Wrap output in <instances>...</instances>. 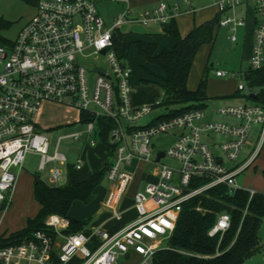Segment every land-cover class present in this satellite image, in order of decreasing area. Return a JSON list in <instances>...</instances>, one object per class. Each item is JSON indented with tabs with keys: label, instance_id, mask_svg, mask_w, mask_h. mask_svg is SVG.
<instances>
[{
	"label": "built area",
	"instance_id": "2783aa9c",
	"mask_svg": "<svg viewBox=\"0 0 264 264\" xmlns=\"http://www.w3.org/2000/svg\"><path fill=\"white\" fill-rule=\"evenodd\" d=\"M102 1L125 4L110 24L98 11ZM216 8L221 15L218 25L231 31V41L236 40L239 27L253 22L249 68L264 67V0H217ZM238 8H244V13L238 15ZM178 11V2L163 0L138 11L128 0H36L33 14L14 38L0 44V204L9 205L27 153L39 155L37 170L47 168V181L53 186L62 185L70 170L83 166L81 155L69 163L58 150L63 137L78 139L83 134L86 145L101 143L112 151L105 173L110 187L103 200L110 219L122 220L119 207L138 164L153 166V177L132 195L136 215L122 226L65 232L69 219L50 214L44 220L46 230L1 246L0 264H120L122 257L132 256L138 258L137 264H154L155 253L165 247L163 239L171 235L183 204L192 197L220 184L229 194L243 189L249 198L256 193L264 196V184L256 190L236 180L253 165L264 142V105L249 96L256 94L252 86L239 81L236 88L238 92L246 89L252 102L220 103L214 108L213 115L227 120L207 116L201 107L171 115L161 102L135 104L132 100V68L115 51L113 32L124 24L165 25ZM100 56L106 65L96 62ZM244 73L215 71L219 77L231 78H244ZM43 101L88 115L84 129L58 137L52 152L51 141L36 120ZM157 109L162 111L139 123ZM100 118L112 122L106 143ZM252 126H257L256 144L237 161ZM160 135L163 140L170 137L164 149L154 140ZM159 151L163 156L156 160ZM224 157L234 163L226 165ZM230 220L229 213H218L208 235L222 236Z\"/></svg>",
	"mask_w": 264,
	"mask_h": 264
},
{
	"label": "trees",
	"instance_id": "16d2710c",
	"mask_svg": "<svg viewBox=\"0 0 264 264\" xmlns=\"http://www.w3.org/2000/svg\"><path fill=\"white\" fill-rule=\"evenodd\" d=\"M35 7L36 0H22ZM219 15L194 25L184 36H181L174 19L170 20L166 33L174 38L171 48L158 50L157 45L148 41L138 40L135 47L138 55L147 63L158 66L163 76L158 84L162 89L164 100L170 114L183 112L191 108H205L206 78L208 65L195 89L187 87L191 65L200 46L212 43L218 28ZM8 22L0 20V30L8 27ZM125 34L116 29L113 32L114 49L119 57L127 59L130 43L124 40ZM10 39L0 35V44H8ZM244 78L250 86L257 88L256 100L264 105V67L245 70ZM147 81V80H145ZM238 91L230 96L238 95ZM229 97V96H228ZM82 122L88 118L81 112ZM98 123L105 124L102 141L107 140V133L112 122L100 118ZM109 155L112 151L108 149ZM109 160L103 167L82 180H75L71 170L66 182L53 186L38 174L34 175L33 196L39 204V209L33 217L26 219L25 226L4 237L0 234V247L17 244L27 239L36 230H46L45 218L50 214H58L70 221L65 232L82 230L87 221L69 217V211L74 201L89 203L93 199L94 189L105 177ZM198 180V179H196ZM194 182L192 185H196ZM6 202L0 204V212L6 208ZM196 207H200L197 210ZM230 215V227L222 236H209L208 231L220 212ZM264 215V196L260 193L249 198V193L237 189L229 194L223 184L213 186L200 195L186 201L179 213L175 228L167 238L166 246L159 249L152 262L154 264H244L246 259L261 249L259 230ZM218 252V253H217Z\"/></svg>",
	"mask_w": 264,
	"mask_h": 264
},
{
	"label": "rangeland",
	"instance_id": "374dc122",
	"mask_svg": "<svg viewBox=\"0 0 264 264\" xmlns=\"http://www.w3.org/2000/svg\"><path fill=\"white\" fill-rule=\"evenodd\" d=\"M167 1H176L180 4V6L184 7L185 0ZM186 1L196 9V19L199 17L202 18L210 16L214 12L213 3L215 0ZM97 8L106 24H110L112 19L124 10L125 6L111 1H102L97 4ZM33 12L34 8L22 0H0V20L10 24L8 27H4L0 30V35L8 39H13L17 31L33 14ZM236 12L240 13L241 8L236 9ZM120 30L126 33L124 40H127V42L130 43L127 60L132 68L131 82L133 102L139 104L155 102L162 103L164 95L160 85L158 84L160 81V76H158V74L162 75V71L159 67L152 66L150 63H145L140 59L135 49V42L138 40H146H134L133 34L129 32V30H135L138 33H141L142 28H140V26L124 24L120 27ZM230 33L231 32L228 29L219 27L215 32L213 42L203 44L199 47L191 65L187 85L188 87L195 86V88L201 74L203 73L204 66L206 64L209 66L205 73L206 93L210 96L204 101L206 105L204 109L207 116L213 115L214 108L220 103L252 102V100L248 97V91L246 89L240 91L236 96L228 97L224 95L235 92L239 81L243 84H247L245 78L240 77L242 75L237 76L236 78H231L230 76L219 77L215 74L216 70L243 72L249 68L248 60L251 37L247 36L245 38L243 36L244 29L239 28L236 31L237 40L231 41L229 38ZM141 61L143 62L142 65ZM96 62L106 65L105 58L101 56L96 60ZM155 75L156 78L154 77ZM254 90L257 91L258 89L254 88ZM161 111V109L155 110L148 118L141 120L139 123H146L150 117ZM39 112L40 113L36 116V120L39 125L42 128L52 127L50 131L46 132L51 141L50 152H52L58 137L84 129L83 123L79 121L78 113L80 111L74 108L51 103H43ZM213 117L227 120L225 117H220L216 114L213 115ZM70 122L72 124H70ZM256 133L257 126H252L250 128L245 147L242 149L240 157L237 161L245 155L248 147H253L256 144ZM163 137V135H160L154 138L155 141H159L157 147L161 149H164L170 143V137H165L167 140H163ZM81 143V138L73 139L63 137L59 143L58 150L66 154L68 162H71L76 158V156H78L77 154L80 152ZM96 147L97 146H94L88 150L90 151L88 152L90 154L92 151H96L94 154L95 158L90 160V155L88 156L90 161H86L85 164L83 162L84 167L74 173L76 179L82 180L86 178L89 174L101 166L100 158L102 159L103 156L105 159L108 158L106 149H104V152V150L102 151L99 148L95 149ZM216 152L219 155H222L217 148ZM262 154L263 152H260L259 157L255 161L254 165L257 166L256 172H254L252 165L244 173L237 176V182L243 187L253 188L256 190L262 189L264 184V175L262 174L264 166L261 161ZM39 159V155L35 153H27L25 155L21 166L22 170L18 181V187L13 193L11 204L7 205L4 211L2 210L0 212V232L6 230L2 233L4 237L8 236L11 232H14L13 230L23 227L26 219L34 216L39 209V205L33 196L31 178L29 176L38 174L43 179H46L45 172L47 171V168L45 172H39L37 170ZM108 160L110 161V159ZM163 161L172 162L169 158H165ZM224 163L226 165H230L234 162H231L224 157ZM152 168L153 166L151 164L144 163L138 164L135 168L133 172L134 179L129 184L119 207V210L123 211L122 218L124 221L130 220L136 215L134 209L132 208V195L136 190L137 185H141L148 177H153L150 171ZM109 187L110 183L102 180L101 183L94 189L93 199L89 203L85 204L80 201H74L72 203L69 211L70 216L80 221H87V224L82 230L89 229L92 226L89 225V223H93L96 220H104L111 215V212H108L107 208L104 206L102 207V200H104V195ZM4 194L5 196H8L6 192H4ZM259 236L261 239L260 245H264V219L260 227ZM166 241L167 238H164L162 242L163 246H166ZM123 264H135V261L134 259H130ZM244 264H264V246L258 252L247 258Z\"/></svg>",
	"mask_w": 264,
	"mask_h": 264
},
{
	"label": "crops",
	"instance_id": "0c3cea01",
	"mask_svg": "<svg viewBox=\"0 0 264 264\" xmlns=\"http://www.w3.org/2000/svg\"><path fill=\"white\" fill-rule=\"evenodd\" d=\"M129 1V4H130V6L132 7V9L134 10V11H138V10H141V9H143V8H146V7H150V6H153V5H155V4H157L159 1H161V0H128ZM163 1H166L167 3H169V4H171L172 2H174V1H167V0H163ZM216 1L217 0H215L214 1V3H213V6H214V12L210 15V16H207V17H202V18H198V19H196V16H195V12H196V9L191 5V4H189L186 0L184 1V7H182V6H180V4H179V11L177 12V14L174 16V21L176 22V24H177V28H178V30H179V33L181 34V36H184V35H186L190 30H191V28L194 26V25H197V24H200V23H202V22H204V21H206V20H209V19H211L212 17H214L216 14H218L219 15V18L221 17V15L217 12V8H216ZM176 2V1H175ZM117 4H120V5H124L125 6V4L124 3H119V2H117ZM188 8H190L191 10H189L188 11ZM239 9V8H238ZM237 13V12H236ZM244 13V8H241V12L240 13H237L238 15H241V14H243ZM170 23V22H169ZM169 23H167V24H165V25H157V26H150V27H145V26H142V25H140V24H132L133 26H140V28H142V32L141 33H138L137 31H135V30H129V32L130 33H132L133 34V39L134 40H136V39H143V40H146V41H148V42H152V43H155L156 45H157V48H158V50H161L162 48H171L172 47V45L174 44V38L171 36V35H169V34H167L166 33V29H168V27H169ZM131 25V26H132ZM219 27H222V26H219L218 25V28ZM217 28V29H218ZM224 28H226V27H224ZM239 28H243L244 29V37L246 38L247 36H249V37H251L250 39H251V42H250V50H249V56H250V52H251V46H252V42H253V34H254V24H253V22L252 21H248V23H247V25H246V27H239ZM238 28V29H239ZM120 29V28H119ZM226 29H228V28H226ZM237 29V30H238ZM229 30V29H228ZM236 30V31H237ZM230 31V30H229ZM136 32V33H135ZM231 32V31H230ZM124 33V32H123ZM125 35H126V33H124ZM231 34V33H230ZM235 34H236V32H235ZM230 36V35H229ZM236 40H237V36H236ZM235 40V41H236ZM127 41V40H126ZM130 48V47H129ZM135 49H136V47H135ZM136 52H137V50H136ZM137 55H138V53H137ZM139 56V55H138ZM140 57V56H139ZM140 59L143 61V62H145V63H147L145 60H143L141 57H140ZM141 61V65L143 64V62ZM151 64V63H150ZM141 65H140V67H141ZM152 66H156V65H154V64H151ZM207 65V64H206ZM158 67V66H157ZM205 67V66H204ZM142 69V68H141ZM162 71V70H161ZM244 72V71H243ZM161 74L162 75H159L158 74V76H163V72H161ZM202 75V74H201ZM155 78H156V75L154 76ZM200 79V78H199ZM199 81V80H198ZM187 87H188V85H187ZM189 89H195V86L194 87H188ZM237 88V87H236ZM234 93V92H233ZM233 93H231V94H233ZM231 94H224L225 96H229V97H231L230 95ZM206 95H207V93H206ZM207 97L209 98L210 96H208L207 95ZM43 103H51V104H55L56 105V103H53V102H50V101H43L42 103H41V105H40V108H41V106H42V104ZM135 104H139V103H135ZM58 105V104H57ZM40 108H39V111H40ZM71 108V107H70ZM77 110V109H76ZM38 111V113H40ZM37 113V114H38ZM78 115H79V121L80 122H82V118H81V112H79L78 113ZM38 123V122H37ZM83 123V122H82ZM69 124V123H68ZM70 124H72L71 122H70ZM38 126H39V128L44 132V133H46V132H48V131H50L51 129H52V127H50V128H42L40 125H39V123H38ZM83 130V129H82ZM82 130H80V131H82ZM47 134V133H46ZM81 138V140H82V143H81V146H80V152L77 154V155H81L82 156V158H83V162H84V164L86 163V161H88L89 159L91 160L92 158H95V152L96 151H92L91 152V154L90 153H88V152H90V151H88V150H90L92 147H94V146H88V145H86V141H85V136L83 135V134H81L80 135V137L78 138V139H80ZM95 146H97L95 149H97V148H99L100 150H104V149H106L107 150V153H108V158H106L105 159V157L103 156L102 157V159L100 158V163H101V166L97 169V170H95L94 172H96V171H98L99 169H101L102 167H103V165H104V163H105V161H107L109 158H110V155H109V151H108V148L106 147V146H104L103 144H101V143H99V144H97V145H95ZM252 147H248L247 148V151H246V153L245 154H247L248 152H249V150L251 149ZM85 150V151H84ZM104 152H105V150H104ZM260 152H263V154H262V159H261V161H262V163H263V166H264V142H263V144H262V147H261V149H260V151H259V153H258V155H257V157H256V159L259 157V154H260ZM90 155V156H89ZM88 156H89V159H88ZM245 155H243V157H244ZM256 159H255V161H256ZM89 160V161H90ZM255 161H254V163H253V170H254V172H256V170H257V166L256 165H254L255 164ZM73 161H71V162H69V163H72ZM84 167V165L80 168V169H78V170H72L71 171V173H72V176L74 177V179L75 180H77L78 181V179H76L75 178V176H74V173L76 172V171H79V170H81L82 168ZM21 170H22V168H20L19 170H18V181H19V177H20V173H21ZM94 172H92V173H94ZM91 173V174H92ZM262 174L264 175V169H262ZM90 175V174H89ZM88 175V176H89ZM30 176V178H31V186H32V190H33V181H34V175H29ZM87 176V177H88ZM67 178H68V176H67ZM151 177H148L146 180H148V179H150ZM46 180H47V176H46ZM103 180H105L106 181V179H105V177H104V179ZM18 181H17V184H16V187H15V189H14V191L17 189V187H18ZM143 184H144V182L141 184V185H137V187H136V189H138V188H141L142 186H143ZM14 191H13V193H14ZM13 193H12V196H13ZM105 194V193H104ZM106 195V194H105ZM105 195H104V198H105ZM12 196H11V200H12ZM11 204V201H10V203H9V205ZM39 205V204H38ZM104 205H103V200H102V207H103ZM4 211V210H3ZM108 212H110V210L108 209L107 210ZM136 214V213H135ZM1 215H2V213H1ZM111 216V215H110ZM110 216L108 217V218H105L104 220H101V221H98V220H96V221H94L93 223H89V225H92V226H101V227H103V228H117V227H120V226H122L123 225V223L124 222H126V221H124L123 220V218H122V220H114V219H110ZM33 217V216H32ZM69 217L70 218H73V217H71L70 216V214H69ZM73 219H75V218H73ZM77 220V219H76ZM90 222V221H89ZM26 223V222H25ZM93 224H95V225H93ZM25 226V225H24ZM23 226V227H24ZM22 228V227H21ZM20 229V228H19ZM16 230H18V229H16ZM16 230H13V231H16ZM4 231H6V230H4ZM4 231H2V232H0V234H2ZM260 231V230H259ZM260 237V236H259ZM261 240V239H260ZM261 242V241H260ZM263 246L264 245H261V248H263ZM130 259H134V261H135V264H137V262H138V258L136 257V256H132L131 258H128V259H126L125 257H122L120 260V264H123V263H125V262H127V260L129 261Z\"/></svg>",
	"mask_w": 264,
	"mask_h": 264
},
{
	"label": "water",
	"instance_id": "95a60500",
	"mask_svg": "<svg viewBox=\"0 0 264 264\" xmlns=\"http://www.w3.org/2000/svg\"><path fill=\"white\" fill-rule=\"evenodd\" d=\"M106 50H107L106 48L102 49V53H104ZM94 69L99 70L101 73L104 72V70H103L102 68H100V67H95ZM249 96H250L251 98H253V99H256V98H257V96H256L255 93H250ZM162 156H163V152H162V151H159V152L157 153L156 160H159V158L162 157Z\"/></svg>",
	"mask_w": 264,
	"mask_h": 264
}]
</instances>
